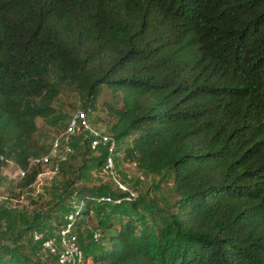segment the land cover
Segmentation results:
<instances>
[{
	"label": "trees",
	"instance_id": "trees-1",
	"mask_svg": "<svg viewBox=\"0 0 264 264\" xmlns=\"http://www.w3.org/2000/svg\"><path fill=\"white\" fill-rule=\"evenodd\" d=\"M103 85L121 93V159L165 191L116 204L93 200L104 185L78 188L76 237L94 203L118 212L97 217L81 264H264V0H0V168L23 169L17 187L50 146L36 117L62 88L86 112ZM0 248V264H40Z\"/></svg>",
	"mask_w": 264,
	"mask_h": 264
},
{
	"label": "rangeland",
	"instance_id": "rangeland-1",
	"mask_svg": "<svg viewBox=\"0 0 264 264\" xmlns=\"http://www.w3.org/2000/svg\"><path fill=\"white\" fill-rule=\"evenodd\" d=\"M120 95L119 91L113 92L103 85L94 107L86 109L89 123L104 132H109V126L115 118L110 112L111 109L120 106ZM52 105L54 113L51 116L36 117L35 136L47 146L51 138L63 131L68 115L76 108L81 109L80 95L71 88H62L55 95ZM83 138L80 134L73 135L70 141L71 151L66 154L58 170L52 171V161L40 164V171L36 178L26 187H17L20 176L17 166L13 163L8 162L0 168V246L10 247L11 253H16L15 250L19 253L26 252L25 249L32 250L35 255L29 257L33 261L40 264H51L43 258L44 254L40 247L37 246V250L28 247V244H31L30 240L33 239L32 233L40 228L50 230L69 211L70 208L67 209V205L82 204L79 195L76 194V190L81 186L85 189H92L104 185L107 188L105 192L115 193L111 180L103 172L101 166L95 165L92 161L97 151L89 149ZM121 154L120 147L113 154L119 178L135 191L136 196L143 195V203H161V195L162 191H165V186L157 183V187L154 176L138 170L132 162L121 159ZM165 196L169 199L167 195ZM62 198L64 204L60 207L56 206V202ZM101 205L97 207L98 204L94 203L86 223L80 226L77 239L81 252L83 246L98 241L89 235L97 226V217L103 219L104 212L110 211L114 216L118 215L117 209L113 210L111 204ZM14 262L11 260L7 264ZM84 263L92 264L88 259Z\"/></svg>",
	"mask_w": 264,
	"mask_h": 264
},
{
	"label": "built area",
	"instance_id": "built-area-1",
	"mask_svg": "<svg viewBox=\"0 0 264 264\" xmlns=\"http://www.w3.org/2000/svg\"><path fill=\"white\" fill-rule=\"evenodd\" d=\"M76 134L86 138V144L89 149L97 151V154L103 151L101 169L115 188V193L96 195L93 200L117 204L133 199L135 197L134 190L124 180L119 178L115 168L113 158V154L116 153L115 138L109 132H104L90 124L86 112L80 108L74 109L68 115L63 131L51 138L48 152L39 157L30 158L28 166L52 161L51 169L52 171H57L66 154L71 151V137ZM17 168L18 174L21 176L23 169ZM80 201L82 203V200ZM78 206L74 204V207ZM76 212L77 209H70L63 215L62 220L45 234L39 230L32 233L33 240L38 242V246L44 250L45 254L53 257L57 264H81L82 252L78 246L74 231ZM91 237L94 240L99 237V232L96 228L91 231Z\"/></svg>",
	"mask_w": 264,
	"mask_h": 264
}]
</instances>
